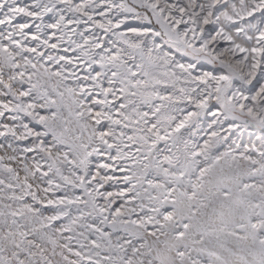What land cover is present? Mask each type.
I'll return each mask as SVG.
<instances>
[{
  "label": "rangeland",
  "instance_id": "374dc122",
  "mask_svg": "<svg viewBox=\"0 0 264 264\" xmlns=\"http://www.w3.org/2000/svg\"><path fill=\"white\" fill-rule=\"evenodd\" d=\"M210 243L264 264V0H0V264Z\"/></svg>",
  "mask_w": 264,
  "mask_h": 264
},
{
  "label": "bare ground",
  "instance_id": "6f19581e",
  "mask_svg": "<svg viewBox=\"0 0 264 264\" xmlns=\"http://www.w3.org/2000/svg\"><path fill=\"white\" fill-rule=\"evenodd\" d=\"M212 239V238H211ZM211 241V240H209ZM207 241V242H209ZM213 241H211L212 243ZM210 243V244H211ZM209 244V243H208ZM195 245V244H194ZM193 245V247H195ZM212 245V244H211ZM227 245V244H226ZM172 246V245H171ZM202 249V248H201ZM213 253L218 254L217 255V263L216 264H235L233 262V255H234V250L231 248V246L225 247V249H222L220 251L217 250V246H210L209 248ZM207 252V251H206ZM215 260V259H214ZM247 263V262H244ZM243 263V264H244ZM168 264H189L186 260H183L181 262L175 260L173 257L168 258Z\"/></svg>",
  "mask_w": 264,
  "mask_h": 264
}]
</instances>
